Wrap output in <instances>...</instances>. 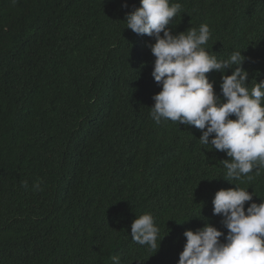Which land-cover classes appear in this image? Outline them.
<instances>
[{
  "label": "trees",
  "instance_id": "obj_1",
  "mask_svg": "<svg viewBox=\"0 0 264 264\" xmlns=\"http://www.w3.org/2000/svg\"><path fill=\"white\" fill-rule=\"evenodd\" d=\"M169 3L181 5L172 34L207 24L210 55L239 51L249 89L264 80V0ZM139 6L0 0V264H178L185 230L207 222L227 234L213 215L218 190L264 200V167L231 184L229 158L202 145L201 130L151 118L155 39L124 20ZM206 75L223 100L221 73ZM143 214L157 249L131 238Z\"/></svg>",
  "mask_w": 264,
  "mask_h": 264
},
{
  "label": "clouds",
  "instance_id": "obj_2",
  "mask_svg": "<svg viewBox=\"0 0 264 264\" xmlns=\"http://www.w3.org/2000/svg\"><path fill=\"white\" fill-rule=\"evenodd\" d=\"M180 8L179 3L170 6L169 0H140V6L125 15L127 29L155 39L150 45L155 57L151 75L161 91L152 97L151 118L157 124L170 120L201 130V144L229 158L223 160L226 181L251 179L254 168L264 167V80L249 89V74L242 66L246 58L239 51L222 60L210 55L202 47L210 38L207 24L172 34L167 26ZM229 70L231 75L225 74ZM211 71L221 73L223 100L206 75ZM22 187H28L26 181ZM33 187L40 190L39 183ZM253 196L236 185L218 190L213 215L221 216L227 234L207 222L195 231L185 230L178 264H264V200L257 204ZM158 232L151 214L131 224L132 240L151 249H157ZM112 261L121 264L119 256Z\"/></svg>",
  "mask_w": 264,
  "mask_h": 264
}]
</instances>
